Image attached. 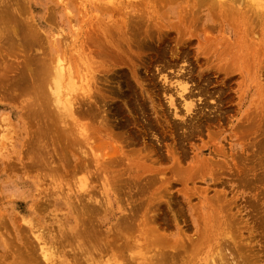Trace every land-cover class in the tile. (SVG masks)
Returning <instances> with one entry per match:
<instances>
[{
  "label": "rangeland",
  "instance_id": "1",
  "mask_svg": "<svg viewBox=\"0 0 264 264\" xmlns=\"http://www.w3.org/2000/svg\"><path fill=\"white\" fill-rule=\"evenodd\" d=\"M20 1L18 12L36 19L57 6ZM198 1L69 0L67 10L44 16L55 51L75 75L89 74L91 90L75 111L85 133L46 139L31 152L25 109L0 96V125L23 141V165L0 167V207L12 205L20 222L30 219L52 242L54 220L66 222L64 194L86 183L98 201L112 200L104 231L132 219L115 249L163 264H264V8ZM22 52L8 50V63ZM98 150L109 154L104 162L81 165L83 153ZM61 152L79 164L56 175L51 162ZM5 230L0 264L7 250L18 255L30 231L21 228V242Z\"/></svg>",
  "mask_w": 264,
  "mask_h": 264
},
{
  "label": "bare ground",
  "instance_id": "2",
  "mask_svg": "<svg viewBox=\"0 0 264 264\" xmlns=\"http://www.w3.org/2000/svg\"><path fill=\"white\" fill-rule=\"evenodd\" d=\"M23 1H25L23 3L27 2V0ZM68 1L54 0V3L67 10L69 4L66 2ZM199 1V4L202 3L203 5H207L208 1L209 6L213 2L211 7L218 4L216 6L222 8L228 7V4L223 5V7L221 3L244 5L245 2V0ZM246 1L249 2L248 4L253 5L252 10H254V7L257 9L264 8V0ZM14 2L17 3V0H0V96L4 99L16 100L22 103L18 104L23 111L25 109L22 114L25 117L27 116V122L31 127V132L27 133V148L31 152H38L36 150L41 145L46 144L43 142L46 139V141L59 143L60 139L64 138L65 142H69L72 136L74 137L72 131L76 133L75 137L78 136L81 139L84 137L85 129L75 122V111L76 107L80 108L77 101L82 98L81 94L85 96L91 90V82L89 74L75 75L66 57L60 56L58 51H55L56 39L54 37L56 33L46 27V21L48 22L49 19H44V16L50 14V11L52 12L51 15L54 14L57 6H55V9L54 7L48 8L49 12H44L36 19L28 11H26L27 15L24 14V11L18 12L17 8H20V5H17L22 1L18 0L17 5ZM236 7L239 6L236 5ZM246 7L243 11L247 10L246 12H248L250 8ZM21 12H23V16L20 15ZM234 12L237 13L236 9ZM242 12L241 15L246 13ZM255 12H250L251 15H249L254 16V20H256ZM3 25L6 33L3 32ZM6 46L7 49H5ZM13 47L23 48V52L16 59V61L18 60L16 65L8 63L10 60L8 59L9 55L6 53L8 50H12ZM88 106L90 109V102H88ZM10 135L9 124L0 125V167L3 169H10L19 164L23 165L21 155L23 141L19 140L14 143ZM100 152L98 150L93 153L94 157L83 153V159L80 161L81 165L90 164V160L93 159L96 163L104 162L106 160L104 158L108 157L109 154ZM67 154L68 152H61L60 156L51 162V165H55L53 166V172L56 175L67 173L69 168H75L79 164ZM88 188H90L89 185L84 183L78 192L71 194L72 190H68L64 194L63 199L66 208L62 217L66 219V222L54 220L60 227L57 228L59 233L52 235V242L45 240L42 234L35 231L30 219H27L26 224L23 223V220L20 222L21 219L19 220L14 215L12 205L8 203V205L5 204L0 207V226L6 229L5 232L12 231L16 239L22 242V238H20L21 228L30 229L26 246L18 251V255L7 250L5 264H163L161 260L154 256H147L140 252L137 254L130 253L127 246L113 248L116 241L131 230L130 221L132 222V219L129 221L130 215H125L122 218L125 220H122L121 224H117L118 226L114 230L104 231L101 227V223H103L101 219L102 212L107 210L108 207L106 206L112 200L107 195L106 201H98L92 194V190L90 191ZM109 189L104 190V192H108ZM12 202L15 204L13 200ZM33 206L35 208L39 207L38 204ZM137 248L134 246V249ZM59 249L65 251V260L55 257L58 256ZM124 252L130 254L125 257ZM231 261V264H236L234 259ZM242 263L246 262L242 261Z\"/></svg>",
  "mask_w": 264,
  "mask_h": 264
}]
</instances>
